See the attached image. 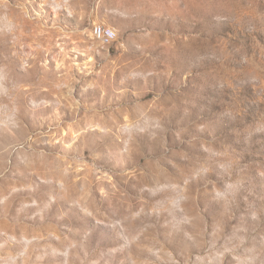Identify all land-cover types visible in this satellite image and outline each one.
<instances>
[{"label":"rangeland","instance_id":"1","mask_svg":"<svg viewBox=\"0 0 264 264\" xmlns=\"http://www.w3.org/2000/svg\"><path fill=\"white\" fill-rule=\"evenodd\" d=\"M0 264H264V0H0Z\"/></svg>","mask_w":264,"mask_h":264},{"label":"built area","instance_id":"2","mask_svg":"<svg viewBox=\"0 0 264 264\" xmlns=\"http://www.w3.org/2000/svg\"><path fill=\"white\" fill-rule=\"evenodd\" d=\"M92 36L102 45H109L115 40L116 34L110 27H106L102 24H95L92 27Z\"/></svg>","mask_w":264,"mask_h":264}]
</instances>
